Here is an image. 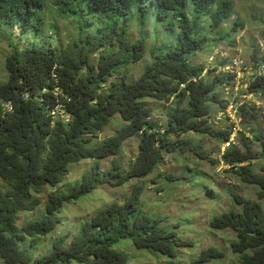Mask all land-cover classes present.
Wrapping results in <instances>:
<instances>
[{"label": "trees", "instance_id": "obj_1", "mask_svg": "<svg viewBox=\"0 0 264 264\" xmlns=\"http://www.w3.org/2000/svg\"><path fill=\"white\" fill-rule=\"evenodd\" d=\"M61 1L66 6L60 14L70 19L69 42L63 45L55 23H49L46 31L43 0H0L2 36L11 47L3 62L6 81L0 83V262L129 264L128 256L116 248L127 240L134 250L166 258L161 264H173L179 249L191 243L163 226L164 216L144 210L142 186H134L121 203L113 202L84 220L75 233L53 237L41 256H34L21 242L29 239L34 247L36 240L53 235L61 225L64 206L100 184L121 187L144 179L174 154L206 159L191 140L182 138L189 133L227 142L223 164L243 184L257 187V198L264 200V166L258 172L252 167L254 161H264V136L254 135L257 153L247 138L242 149L231 145V130L214 128L209 122L211 105L218 102L224 80L200 78L203 67L190 62L210 42L199 29L203 18L208 20L209 32L217 35L230 19L233 5L227 0L215 6L214 0ZM133 24L135 39H131ZM149 47V61L131 80L130 67L142 61ZM248 92L264 97V76L256 77ZM170 99L174 108L166 112L160 130L144 103ZM57 107L68 122L51 114ZM237 110L242 121H257L256 112L245 104ZM114 124L113 133L99 139ZM130 139L138 140L137 153L124 166L119 157ZM108 158L111 165L103 171L99 161ZM85 160L94 162L91 170L67 190L49 193L43 203L44 190L58 188L69 167ZM193 176L187 170L158 175L165 184L190 182ZM231 199L235 207L213 217L209 227L236 234L230 252L239 264H264L262 206L237 194H231ZM33 213L38 216L18 226L21 214ZM223 258L221 250L208 247L188 264Z\"/></svg>", "mask_w": 264, "mask_h": 264}, {"label": "rangeland", "instance_id": "obj_2", "mask_svg": "<svg viewBox=\"0 0 264 264\" xmlns=\"http://www.w3.org/2000/svg\"><path fill=\"white\" fill-rule=\"evenodd\" d=\"M43 1L46 31L49 23H55L58 33H60L62 45L69 42L70 19L68 16L61 15L59 11L64 9L66 3L61 0ZM217 1L219 0H214L213 6L216 5ZM227 1L233 5L230 19L220 27L216 35L209 32L208 20L203 18L202 26L199 29L202 34L204 32L208 34L210 42L196 56L191 57L190 62L193 65L203 67L200 78L209 79L218 76L224 80L218 88V102L211 105L210 124L217 129H230L229 143L240 149H242L240 145H243L244 138L251 140L253 142L251 150L257 153L259 152L258 144L253 139L258 132L264 136V97L259 93L250 94L248 89L243 90V84L247 79V74L246 72L243 74V71L245 68L254 70L257 67H264V0ZM2 31L3 28L0 27V83L6 81L7 75L3 62L4 57L11 49L9 42L3 38ZM14 31L18 33L17 29ZM136 36L137 28L136 24H133L131 39L137 38ZM149 38V43L153 45V35L151 34ZM54 43L53 40L51 44ZM159 43L158 41L156 46ZM150 50L149 47L140 63L130 67L131 80L139 76L144 65L149 61ZM238 76L240 77L238 78ZM173 102L174 100L170 99L168 103H156L151 100H146L144 103L152 110L153 121L160 130L164 127L166 112L174 108ZM219 104H223L224 107ZM230 104L234 106L232 109L229 107ZM242 104L249 107V111L254 110L256 112L257 121L255 123L244 122L238 116L237 109ZM58 114L62 119L67 118L61 112ZM114 120L115 118L111 123ZM115 128V124L106 127L103 133L99 135V139L110 136ZM182 138L191 140V145L196 147L201 154H204L206 159H197L190 153L174 154L167 156L165 164L144 179L131 180L121 187L100 184L86 196L64 206L59 215L62 221L61 225L58 226L53 235L36 240L34 247H30L31 240L23 238L21 246L32 251L34 256H41L48 251V245L53 237L67 231L75 233L84 220H89L96 212L113 202L121 203L131 193L134 186H142L144 191L141 194V202L144 210L152 216H164L166 223L162 225L167 226L180 240L191 243L190 247L179 249L177 258L172 261L173 264H188L208 247H216L221 250L224 253V258L212 260L207 264H239L238 257L230 252V242L235 240L236 234L233 231H214L209 227V223L213 217L235 207L231 194H237L246 200L258 202L263 211L264 200L257 198V187L243 184L235 175L234 170L223 164L221 155L229 146L227 142L223 144L218 140L191 133ZM137 145V139H130L123 144V152L119 159L124 166L136 156ZM99 162L101 170L104 171L111 165L112 159L108 158ZM93 164V161L85 160L70 166L67 177L58 188H46L44 190L41 195L43 203L49 193L55 190L65 191L80 181L83 174L91 170ZM262 166H264L263 159L252 163L255 172H258ZM185 170L194 173L190 182L185 180L174 184H165L158 177L164 172L178 174ZM36 216H38L37 213L21 214L18 226ZM116 248L128 256L129 264H161L167 262L166 258L134 250L127 240L121 241ZM0 264L2 263L0 262Z\"/></svg>", "mask_w": 264, "mask_h": 264}, {"label": "built area", "instance_id": "obj_3", "mask_svg": "<svg viewBox=\"0 0 264 264\" xmlns=\"http://www.w3.org/2000/svg\"><path fill=\"white\" fill-rule=\"evenodd\" d=\"M244 72H246V74H247V79H246V81L244 82V84H243V90H247L248 89V87H247V85L249 84L250 85V83L251 82H253V80L256 78V77H261V76H264V67H257V68H255L254 70H251V69H244V71H243V74H244ZM240 76H238V78H239ZM239 86V85H238ZM240 89H242L241 87H240ZM229 107H230V109H232L234 106L233 105H229ZM59 112H61L64 116H67V115H65L64 113H63V111L60 109V108H56L54 111H52L51 112V114L55 117V116H59ZM60 117V116H59ZM61 118V117H60ZM64 119V121H66V122H68V116H67V118H63ZM217 120H218V118H217ZM228 145V144H227Z\"/></svg>", "mask_w": 264, "mask_h": 264}]
</instances>
